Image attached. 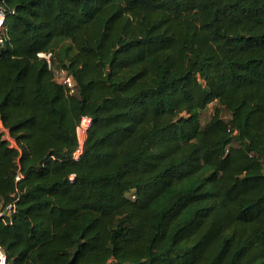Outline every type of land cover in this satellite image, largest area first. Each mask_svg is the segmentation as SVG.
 I'll use <instances>...</instances> for the list:
<instances>
[{
	"label": "trees",
	"instance_id": "16d2710c",
	"mask_svg": "<svg viewBox=\"0 0 264 264\" xmlns=\"http://www.w3.org/2000/svg\"><path fill=\"white\" fill-rule=\"evenodd\" d=\"M0 5L8 264H264V0Z\"/></svg>",
	"mask_w": 264,
	"mask_h": 264
},
{
	"label": "built area",
	"instance_id": "2783aa9c",
	"mask_svg": "<svg viewBox=\"0 0 264 264\" xmlns=\"http://www.w3.org/2000/svg\"><path fill=\"white\" fill-rule=\"evenodd\" d=\"M5 22H6L5 9L3 8L2 5H0V42L2 44L4 43L3 34L5 32ZM38 57L44 58L47 60L49 64V68H51L54 72L55 80L59 84L65 86L69 90L70 94H73L74 93V83H73L72 77L69 75L67 70L62 69V68H55L52 66V63H51L52 54L51 53H39ZM91 123L92 121L90 117H87V116L83 117L77 128V135L79 138V147L74 152L75 159H78L80 155L82 154L83 143L86 137L87 130L91 126ZM7 139L12 141L9 135L7 136ZM19 179H20V175L17 176V180ZM16 212H17V202L16 201H12L5 205L0 204V221L5 225H11L13 222V217L16 214ZM0 264H8L7 254L1 242H0Z\"/></svg>",
	"mask_w": 264,
	"mask_h": 264
},
{
	"label": "rangeland",
	"instance_id": "374dc122",
	"mask_svg": "<svg viewBox=\"0 0 264 264\" xmlns=\"http://www.w3.org/2000/svg\"><path fill=\"white\" fill-rule=\"evenodd\" d=\"M219 104L218 102L211 103L205 110H203L200 114V122L202 125L206 124L212 115L214 114L216 108H218ZM221 115L225 117L226 119L229 118V114L225 112L223 109L221 110Z\"/></svg>",
	"mask_w": 264,
	"mask_h": 264
}]
</instances>
